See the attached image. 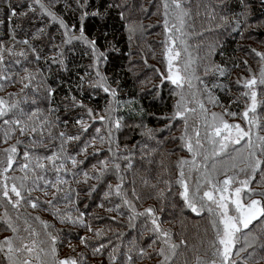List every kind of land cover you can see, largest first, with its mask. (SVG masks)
<instances>
[{
  "label": "trees",
  "instance_id": "trees-1",
  "mask_svg": "<svg viewBox=\"0 0 264 264\" xmlns=\"http://www.w3.org/2000/svg\"><path fill=\"white\" fill-rule=\"evenodd\" d=\"M44 3L70 25L77 23L76 15L79 10L74 13L67 7L70 5L75 9L74 0H55V3L44 0ZM89 4V11L99 10L102 15L89 17L85 21V31L90 38L97 39L101 49L107 52V60L101 66V71L108 77L111 87L116 89L115 98L100 89L90 87L89 82H94L96 77L91 67L93 57L87 45L76 41L72 44L64 43L59 24L53 23L41 12L38 5L32 4V0H0V45L10 47L14 52L25 51L28 54L27 59L8 57L20 59L21 63L11 65L13 82H3L4 88L0 90V96L8 98L9 94H14L12 99L20 101V108L25 113L39 110L41 119L47 118L51 121L46 126L43 139L48 148L39 147L35 154L46 157L58 151L61 143L58 133H80L76 124L78 119L83 118L91 125L86 133L81 134V141H72L65 146L67 155H75L78 161L84 160V163H78L75 169L70 162L65 163V167L71 171L60 174L68 181L67 185H61L63 192L57 193L54 188H47V195L39 190L34 191L31 195L39 197V206L31 208L23 202L24 207L20 210L13 208L0 196V216L5 209L13 219L19 213L21 225L23 218L27 216L29 223L40 233L38 238L45 241L46 250L50 242L45 234L50 232L56 236L55 247L59 258L74 256L79 264H128L126 257L131 255V264H159L161 257L155 250L162 245L159 241L152 244L155 237L149 231L152 228L151 218L134 215L132 209L126 207L119 197L113 195L108 199L104 198L108 184L115 185L119 182L116 174L110 171L101 180L88 178L87 183L84 182L86 178L83 173L88 172L89 177H93V165L99 167L100 160H111V153L107 149L112 147L115 150L118 144L121 149L118 155L129 156L132 164V168L127 169L126 164L129 161H117L121 164V174L124 176L123 190L128 193V199L133 201L136 213L149 207L155 209L158 223L171 233L172 240L177 243L181 240L186 242L178 249L174 264H183L185 260L188 264H195L196 256H210L208 245L214 239V229L210 223L213 217L206 210L199 215L192 212L179 195L182 189L176 184L179 178L177 161L182 158L192 160V153L183 146L184 141L180 139L185 132L184 120L160 119L173 114L178 100L175 86L168 81L161 84L159 75L167 74L163 42L167 33L163 25L162 0H89ZM9 5L17 11V15L10 19ZM29 5L35 7L36 11H30ZM185 7L191 11L183 28L185 35L181 37L178 33H173V37L181 39L191 37L192 34L196 39L205 40L210 52L212 49L206 67L219 65L227 70L225 76L205 77L203 73L198 74L203 79V84L211 90L212 96L218 100L217 104L209 103L208 93L204 91L203 85L199 81H193L197 91L187 87L184 89L185 94L192 100L189 107H196L194 101L199 99L204 102L209 112L223 113L225 109L235 111V118L226 116L225 119L231 123H244L239 115L244 110V104L233 103L244 89L234 82L239 78L249 77L248 67H251L253 73L259 71L258 58L251 54V49L264 52V0H243V4L240 0H188ZM121 12L124 14L123 19ZM223 16L228 17L230 23L219 27ZM237 20L240 22L238 27ZM170 21L175 23L171 18ZM130 24L135 27L134 33L128 31ZM40 29L43 31L40 32ZM25 39L29 41L28 44L20 42ZM32 48L36 50L35 53L31 51ZM37 54L39 59H36ZM245 60L248 61L247 66L244 64ZM25 68L35 74V79L28 88L21 91L22 84L19 79L25 75ZM49 87L55 90L51 96L47 92ZM195 92L197 96L192 95ZM257 93L258 100H264V86H259ZM72 97L91 108L94 115H107L105 109L110 105L115 109L111 115L122 118L123 126L114 131L113 144L107 143L105 132L111 125H106L99 119L89 120L84 108L74 106ZM257 112L264 123V106L258 107ZM195 115L200 118L199 112ZM192 117L194 115L190 117L188 124ZM10 118L11 113L3 119ZM3 127L5 126L0 120V128ZM97 128L101 129L99 136H105L104 143L100 142L95 132ZM149 128L153 130L155 139L143 135ZM188 130L191 135L192 131L189 128ZM48 131L51 132L52 139L48 138ZM93 137H96L95 149L99 151L90 147L85 158V154L78 149L83 146V142ZM36 138L35 134L21 135L17 130L5 143L0 134V149L16 144L17 140L23 142L17 145L16 163L6 175H23L19 165L24 163L25 145ZM202 143L203 150L210 149L206 141L202 140ZM2 157L3 154L0 153V158ZM224 158L221 156L215 159L218 162ZM196 159L198 163H202L199 156ZM207 163L211 165L212 160ZM2 167L0 165V170ZM185 171L187 174V166ZM44 175L48 180L55 179V173L50 169ZM199 175V172L193 171L190 190ZM259 180L260 173H257L251 186L257 188ZM165 181L169 183L165 184ZM93 185L96 190L89 194ZM260 188L264 190V185ZM132 189H135L139 199L132 195ZM161 190L164 193L162 197L159 195ZM64 193H68L66 199L63 198ZM47 200H52V204L43 203ZM101 204L103 207L99 206ZM116 205H120L118 210ZM57 209L60 216L70 214L73 219L83 213L84 225L62 222L56 214ZM41 221L50 226L45 229ZM254 223L256 227L253 232H256L259 222ZM86 225H90L91 230ZM97 229H102L103 234L97 236ZM11 235L13 233L0 223V240ZM81 237L87 238L85 244L81 243ZM101 244L105 247L94 254V249ZM140 248H144L150 255L141 257ZM254 251L257 256L250 257L249 253ZM242 255L249 264H264V260H259V255H264V251L258 246L248 249ZM111 256L116 259L113 261ZM0 264H5L3 257H0Z\"/></svg>",
  "mask_w": 264,
  "mask_h": 264
},
{
  "label": "snow or ice",
  "instance_id": "snow-or-ice-1",
  "mask_svg": "<svg viewBox=\"0 0 264 264\" xmlns=\"http://www.w3.org/2000/svg\"><path fill=\"white\" fill-rule=\"evenodd\" d=\"M74 2L76 5L75 9H72L70 5L67 7L68 10L74 13L77 9L79 10L76 15L77 23L70 25L63 17L45 5L44 0H32V4L38 5L44 15L49 17L53 23L59 24L62 29L64 43L72 44L76 41L87 45L93 57L91 67L96 77L94 82H89L90 87L100 89L115 98L117 96L116 89L111 87L108 83V77L101 71V66L107 60V52L101 49L97 39L90 38L85 31V21L89 17H98L102 14L99 10H88L90 7L89 0H74ZM52 3H55V0H52ZM186 3H188V0H162L163 25L168 34L167 40L164 42L167 74L159 73V75L161 84L168 81L175 86L177 89L175 94L178 96V100L174 106L173 114L160 117V119L184 120L185 132L180 139L184 141L183 146L192 153V160L182 158L177 161L179 178L176 180V184L182 189L179 195L185 201L186 207L191 209L192 212L199 215L206 210L213 217L210 223L214 229V239L208 245L210 256H196L195 264H249L248 260L242 255L243 253L256 246L264 251V219H262L264 218V190L260 188L261 185H264V168H262V165H264V134H262L264 133V123L261 122L257 112L258 107L264 106V100H258L257 98V88L264 86V52L254 48L251 49V54L258 58L260 64L258 73H253L251 67H248L249 77H242L234 82L244 89L233 101V103L244 104V110L239 113L244 121L243 127L240 123H230L225 119L226 116L235 118L237 116L235 111L230 112L225 109L223 113L209 112L204 102L199 99L195 100L196 107H189L192 100L186 96L184 89L186 87L189 90L193 89L195 87L193 84L194 80L199 81L203 85L204 91L208 93L207 99L209 103L215 105L218 100L212 96L208 86L203 84V79L196 75V70L192 66L193 61L190 54L187 53L186 45L184 50L187 58L183 61H180L181 52L176 49V39L173 38V33H178L181 37L184 36L185 33L182 30L185 27L186 17L191 15L190 9L185 7ZM240 3L243 4V0H240ZM9 8L10 19L17 15V11L11 5H9ZM29 10L35 12L36 8L29 5ZM20 15H27V13H20ZM120 16L123 19V12L120 13ZM170 18L175 23H172ZM213 18L215 17L213 16ZM221 21L222 23L219 27H224L230 23L226 16L221 17ZM239 23V20H237V27ZM39 31L42 32L43 29ZM128 31L129 33H134L135 27L131 24L128 25ZM129 38L131 39V35ZM20 42L29 43L27 39ZM180 43L185 44V41L181 39ZM54 47L59 46L54 45ZM31 51L33 53L36 52L34 48ZM27 55L25 51L14 52L12 48H5L0 45V90L4 88V81L13 82L11 65H19L21 63L20 59H8V57H23L27 59ZM39 58L37 54L36 59ZM178 61H180L179 64L177 63ZM244 64L247 66L248 61L245 60ZM23 71L25 75L19 79L22 84L21 91L28 88L35 79V74L29 72L27 68L23 69ZM203 73L205 77L208 75L225 76L227 70L222 66L212 65L205 67ZM214 87H220V85H214ZM54 91L50 87L47 88L49 96ZM13 95L9 94L8 98L0 96V120L5 126L0 128L3 141L6 143L17 130L21 135L25 133L35 134L37 138L33 139L30 144L25 145V151L23 152L24 163L19 165V170L23 173L21 176H8L6 173L16 163L17 145L23 142L17 140L16 144L0 149V153L3 154V157L0 158V165L3 166L2 170H0V196L5 198L7 203L11 204L15 209H19L22 202L27 203L31 208H37L39 206V197H32V192L39 190L47 195V188H54L57 193L63 192L61 185H67L68 181L63 179L60 174L71 171V169L65 167V163L70 162L73 169L78 166V163H84V160L78 161L75 155H67L65 146L72 141H81V134L86 133L91 125L83 118L78 119L76 124L79 126L80 133L67 135L63 131L59 132L58 137L61 140L59 150L53 152L50 156L41 157L35 154V150L39 147L48 148V145L43 143V139L46 126L50 125L51 121H48L47 118L41 119L39 110L30 114L25 113L20 108V101L12 99ZM192 95L196 96V93H192ZM71 99L74 106L85 109V114L89 120L96 121L99 119L105 122L106 125H111L105 129V132L107 143L109 145L113 144L115 142L114 131L121 129L123 126L122 118H114L111 115L115 109L110 105L105 109V112L108 113L107 115H94L93 110L84 105L82 101H76L75 97ZM197 112H199L201 123L205 129L203 136H201L198 129H194L191 135L188 133V121ZM10 113L12 118L3 119L8 117ZM167 126L170 127V125ZM95 132L99 136L101 129L97 128ZM143 135L155 139L153 130L150 128L146 129ZM47 136L49 139L53 138L50 131L47 132ZM99 139L101 143L105 142V136H99ZM202 140L210 145L209 150H203L204 144ZM95 144L96 137H93L91 140L83 142V146L78 151L84 153L85 158H87L88 149L90 147L95 149ZM236 145H240V147L237 148L235 147ZM107 150L111 153V160H100L99 167L93 165L95 173L93 177H89V173L84 172L83 175L86 178L84 182L87 183L88 178L101 180L106 173L114 172L119 182L115 185L108 184V190L104 192V198L108 199L113 195L119 197L126 207L132 209L134 215L150 217L152 228L149 231L155 237L152 240V244L159 241L162 245L155 250L161 257L159 264H174V260L178 256V249L186 242L181 240L177 243L172 240L171 233L163 229L158 223L155 209L149 207L143 212L136 213L133 201L128 199V193L123 190L124 176L121 174V164L117 162L119 159L129 161L126 164V168L131 169L130 158L127 155L123 157L118 155L121 151L118 144L115 150L112 147ZM95 151H99V149H95ZM198 156L201 158L202 163L197 162L196 158ZM221 156L227 157V160L218 169L215 158ZM210 159L212 160L211 165L207 163ZM44 161L48 163L45 164ZM185 166H187V174ZM49 169L55 173L54 180L45 178L44 172ZM38 170L40 171L38 172ZM193 171L199 172L200 175L199 179L191 185L190 190V179ZM218 172L223 176V179L217 178ZM257 173H260V180L258 181V187L253 188L251 184L256 179ZM241 174L244 175V178H241ZM164 183L168 184L169 182L165 181ZM205 187L207 190L203 191L201 195V190ZM95 190L96 186L93 185L89 194ZM163 194L161 190L159 195L162 197ZM132 195L139 199L136 196L135 189H132ZM67 196L68 193H64L63 198L66 199ZM53 197L55 198V194H53ZM43 203L51 205L52 200H47ZM197 204H199V207H197ZM99 206L103 207V204ZM119 208L120 205H116V209L118 210ZM108 211H113V209H108ZM56 214L62 222L70 221L84 225L83 213L75 219L70 214L60 216L59 209L56 210ZM20 219L19 213L13 219L7 209L0 216V223H3L5 228L13 233V235L6 236L3 240H0V257H3L5 264H79V261L74 256L58 257L55 247L57 237L50 232L45 234L50 242V246L46 250L44 247L45 241L38 238L40 233L29 223L28 217L25 216L23 218L22 225L19 223ZM254 222H259V228L256 232H253V228L256 227ZM40 223L45 229L50 226L45 221ZM86 226L91 230L90 225ZM22 232L24 234H21ZM102 234V229L96 230L97 236ZM86 241L87 238L81 237L82 244H85ZM103 247L105 245L101 244L98 248H95L94 254L99 253ZM130 252L131 249H129ZM139 255L143 257L150 254L144 248H140ZM249 256L255 257L257 253L254 251L249 253ZM111 259L114 261L116 257L111 256ZM126 259L128 264H131L132 256L127 255ZM259 260H264V255H259ZM183 264H188V262L185 260Z\"/></svg>",
  "mask_w": 264,
  "mask_h": 264
},
{
  "label": "rangeland",
  "instance_id": "rangeland-1",
  "mask_svg": "<svg viewBox=\"0 0 264 264\" xmlns=\"http://www.w3.org/2000/svg\"><path fill=\"white\" fill-rule=\"evenodd\" d=\"M174 39H176V38H174ZM181 39H183L185 41V44H181L180 43ZM181 39H176V49L181 52L180 61H183V60H185L187 58L185 50H184L185 49V45H186L187 53L190 54V57H191V59L193 61V65L192 66L196 70V75H198L200 73H203L204 67H206V64L208 63L209 59L211 58L210 55L212 54V49H211V52H210V50H209V48L207 46V42L205 40L201 41L199 39L194 38V36L192 34H191V37H185V38H181ZM166 40H167V37L163 40V42H165ZM180 61H178L177 63L179 64ZM193 89L195 91H197L196 90V83H195V87ZM195 93H196V96H197V92H195ZM186 96L190 99L189 95H186ZM194 103H195V101H194ZM193 115H194V117H192V120H191V122L189 124V129L192 131V133H193L194 129H198L200 131V133H201V136H203L204 131H205L204 126L202 125L200 118L198 116H196L195 114H193ZM236 123H240L242 127L244 126V123L242 121H237ZM188 133H189V130H188ZM235 147L238 148V147H240V145H236ZM226 160H227V157H225L224 159L219 160L217 162L218 169L222 167V165L224 164V162ZM229 174H231V173H229ZM217 178L218 179H223V176L220 175L219 172H218L217 173ZM241 178H244V175L241 174ZM205 190H207L206 187L203 189V191H205ZM21 207L22 208L24 207V203L23 202H22L19 210L21 209ZM197 207H199V204H197Z\"/></svg>",
  "mask_w": 264,
  "mask_h": 264
}]
</instances>
